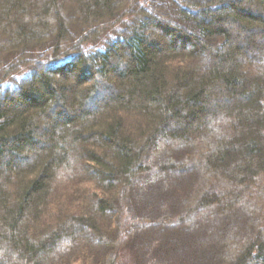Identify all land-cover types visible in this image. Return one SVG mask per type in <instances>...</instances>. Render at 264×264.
Listing matches in <instances>:
<instances>
[{"label":"trees","instance_id":"obj_1","mask_svg":"<svg viewBox=\"0 0 264 264\" xmlns=\"http://www.w3.org/2000/svg\"><path fill=\"white\" fill-rule=\"evenodd\" d=\"M123 252L264 264V0H0V264Z\"/></svg>","mask_w":264,"mask_h":264},{"label":"rangeland","instance_id":"obj_2","mask_svg":"<svg viewBox=\"0 0 264 264\" xmlns=\"http://www.w3.org/2000/svg\"><path fill=\"white\" fill-rule=\"evenodd\" d=\"M2 257L3 256H1V258ZM117 261H119V264H133V257H132V255L129 252L128 253L127 252H123L121 254L120 258H118Z\"/></svg>","mask_w":264,"mask_h":264}]
</instances>
